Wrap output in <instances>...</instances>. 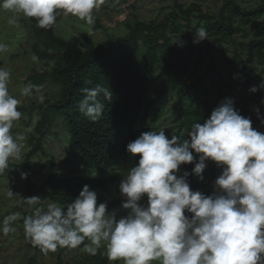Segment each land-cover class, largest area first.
Instances as JSON below:
<instances>
[{
    "label": "clouds",
    "instance_id": "obj_1",
    "mask_svg": "<svg viewBox=\"0 0 264 264\" xmlns=\"http://www.w3.org/2000/svg\"><path fill=\"white\" fill-rule=\"evenodd\" d=\"M103 0H0V8L35 19L37 27L48 29L57 22L58 12L71 15L89 25ZM9 23H15L10 20ZM208 39L197 29L194 44ZM175 44H182L180 37ZM8 45L0 42V53ZM32 61L39 57L33 54ZM11 73L0 67V173L10 160H20L25 140L14 136V122L22 118L20 99L9 92ZM234 78H241L237 74ZM86 83L91 84V81ZM264 89V81L249 89ZM40 91L28 84L22 96ZM84 99L78 108L91 121L103 114L104 100L111 101L109 87L96 84L82 89ZM45 97L38 96L43 103ZM264 104V101H262ZM259 116L260 109H256ZM264 125V119H261ZM187 138L165 130L142 132L126 146V152L139 156L119 184L121 207L127 214L98 204V194L84 185L66 208L55 202L36 207L23 218V230L33 246L47 255L58 248L75 249L86 239L84 251L96 255L102 246L110 261L123 264H264V133L253 128L250 117L240 114L230 98H225L203 123H193ZM198 154V159L193 155ZM221 168L213 191H193L191 173L179 174L182 164L194 163L192 172L203 180L206 161ZM28 173L21 172V179ZM15 195L11 190L8 196ZM147 203H140L144 197ZM28 205H40L39 196L23 198ZM186 213L190 215H186ZM18 213L4 218L0 232L14 231Z\"/></svg>",
    "mask_w": 264,
    "mask_h": 264
},
{
    "label": "trees",
    "instance_id": "obj_2",
    "mask_svg": "<svg viewBox=\"0 0 264 264\" xmlns=\"http://www.w3.org/2000/svg\"><path fill=\"white\" fill-rule=\"evenodd\" d=\"M194 20H197V29L203 28L213 44H223L240 31L253 33L254 37L248 45L247 62L256 60L264 64V1L255 10H245L235 4L234 0H230L222 8L219 17L204 14L197 5L186 9L177 6L176 10H170L150 23L140 20L127 22V36L110 38L101 45L89 34L74 41L67 40L56 35L55 25L48 29L39 28L36 20L30 18L35 39L32 51L39 57L38 62L49 70L34 72L28 80L39 87L50 84L59 92L54 103L38 106L42 115L38 124L39 137L33 138L36 144L28 155L26 164L30 176H33L30 162L32 157L40 152L45 154L41 138L49 133L59 119L69 133L71 155L81 159L86 167L99 171L111 170L120 159L129 169L135 166L139 156L124 158L128 155L127 144L138 137L141 124H147L151 128L158 124L167 110V95L178 90L186 77L200 71L204 62L202 59L194 66L187 52V46L193 39ZM236 20L237 25L234 24ZM179 37L182 44H175ZM193 53L192 49L191 54ZM159 70L161 83L153 90ZM253 80L249 76L246 87L244 82L230 86V92L241 91L245 97L244 105L238 109L245 117L250 116L253 107L262 104L264 97V89H258L254 94L249 92L250 87L264 81L263 79L260 83L253 84ZM87 81H91V84L86 83ZM96 84L109 87L112 99L109 101L100 97L104 103L103 114L98 120L91 121L80 112L78 104L84 99L82 89L94 87ZM201 85L203 78L181 87L179 102L185 98L191 103L195 102ZM213 109L207 102L196 108L180 107L176 114L184 117V120L180 131L174 135L184 137V131L193 123H203ZM193 155L198 159V154L193 152ZM206 164L203 180L192 172L194 163L180 166L179 174L182 175L184 171L191 173L188 182L193 191L220 175L221 168L215 162L209 160ZM47 167L51 174L41 188V193L64 208L79 195L84 185L97 193L106 192L109 183L118 182L116 178L106 181L63 175L55 172L57 166L50 162ZM212 191L213 189L205 194H211ZM99 203L101 201L98 198ZM25 204L24 202V207ZM88 243L89 240L86 239L77 249H83ZM93 261L107 264L106 250H99Z\"/></svg>",
    "mask_w": 264,
    "mask_h": 264
},
{
    "label": "rangeland",
    "instance_id": "obj_3",
    "mask_svg": "<svg viewBox=\"0 0 264 264\" xmlns=\"http://www.w3.org/2000/svg\"><path fill=\"white\" fill-rule=\"evenodd\" d=\"M263 1L234 0L235 4L245 10H255L262 5ZM227 2L230 0H103L99 8L94 11V24L89 25L77 17L65 16L61 12L57 16L55 33L70 41L80 39L84 34H89L98 45H101L110 38L127 36V22L133 23L135 20H140L150 23L164 16L170 10H176L177 6L186 9L191 5L199 6L204 14L219 17ZM10 20H14L15 23H9ZM196 23L197 20H194L193 39L187 46V52L190 54L194 66L204 59L200 71L186 77L179 85L178 90L167 95V110L164 117L153 128L147 124H141L138 129V136L142 132L150 130H165L168 137L178 133L184 120V117H178L176 114L180 107L184 109L190 106L196 108L201 103L207 102L209 107L215 108L225 98H230L234 107L239 109L244 105L245 97L241 91L230 92V86L244 82L246 87L249 76L254 78L253 84L260 83L264 79V64L256 60L252 63L247 62L248 45L254 37L253 33L240 31L223 44H213L209 37L199 44H194L193 40L197 33ZM234 24L237 25L238 21L236 20ZM0 42L8 45L7 51L0 53V67L10 71L9 92L20 99L21 104L18 109L24 110L21 111L22 118L14 122L12 132L14 136L23 135L25 137V140L20 141L24 145L21 159L10 160L9 168L0 173V223L10 214L18 213L20 215V219L12 225L14 231L7 235L0 232V264H97L93 261L94 255L88 254L84 248H58L55 252L43 254L26 238L23 230V218L33 214L36 207H43L46 210L47 204L53 202L41 193V188L51 174L47 167L48 162L55 164L57 166L55 172L63 175L106 181L116 178L118 182L109 183L106 192H97L98 198L101 202H107L109 211L117 210L120 216L126 215V210L121 207L124 198L120 194L119 184L129 168L126 167L122 159L111 170L99 171L86 167L81 159L71 155L69 133L63 121L59 119L53 124L49 133L42 138L40 137L45 154L40 152L32 157L30 162L33 176H30L26 164L28 155L36 144L33 138L39 137L38 124L42 115L38 106L54 103L59 92L56 87L43 84L39 87V92L33 90V93L27 97L21 95L22 89L31 84L28 80L30 75L34 72L42 73L49 70L31 59L34 54L32 47L35 44V39L30 18L0 8ZM192 49L194 50L193 55L191 54ZM208 72H210L209 75ZM160 74L161 71L159 70L156 82L152 86L153 90L158 88L161 83ZM237 74L241 78H234ZM201 78H203V85L199 87L200 91L196 101L191 103L185 98L180 103L179 91L181 87L196 83ZM39 95L45 97L43 103L38 101ZM256 109H260L259 116ZM249 117L253 128L264 133V125L260 122L261 119H264V104L253 107ZM187 130L183 132L185 138H187ZM137 157L138 155L132 157L128 154L124 158ZM21 172L28 173L27 179H21ZM213 183L214 180L202 184L197 191L209 192L213 189ZM9 190L15 195L9 197ZM32 196H39L42 203L40 205L25 204L24 207L23 198ZM140 203L146 204L147 197L145 196ZM104 243L106 242H102L99 250L105 249ZM107 264H123V261H110L108 259ZM152 264H159V262L153 261Z\"/></svg>",
    "mask_w": 264,
    "mask_h": 264
}]
</instances>
